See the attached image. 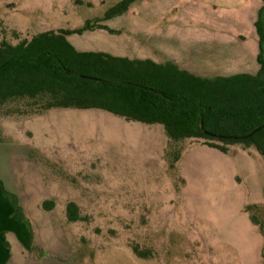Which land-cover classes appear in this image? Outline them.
Segmentation results:
<instances>
[{
    "label": "rangeland",
    "instance_id": "1",
    "mask_svg": "<svg viewBox=\"0 0 264 264\" xmlns=\"http://www.w3.org/2000/svg\"><path fill=\"white\" fill-rule=\"evenodd\" d=\"M119 1L0 0V44L95 23ZM245 1L251 9L262 2L139 0L101 23L109 31L69 40L84 49L116 43L131 57L214 78L207 59L223 61L232 49L204 47L213 35L241 31L232 21H243ZM2 130L9 196L0 190V264H264V159L254 148L223 154L207 146L220 142L174 143L163 126L95 109L7 120ZM71 202L83 221H68Z\"/></svg>",
    "mask_w": 264,
    "mask_h": 264
},
{
    "label": "trees",
    "instance_id": "2",
    "mask_svg": "<svg viewBox=\"0 0 264 264\" xmlns=\"http://www.w3.org/2000/svg\"><path fill=\"white\" fill-rule=\"evenodd\" d=\"M139 0H121L102 20L81 28L49 30L18 44H0V133L7 120H25L54 110H100L126 121L163 126L174 143L204 139L223 154L229 146L254 148L264 159V58L256 75L201 77L174 61L115 57L104 52L79 51L72 35L109 31L102 22L121 17ZM79 4L82 1H78ZM88 6H91L88 4ZM264 41L261 14L256 22ZM88 78H93L88 79ZM259 131L244 139L253 131ZM208 132V135L205 134ZM179 160V155L175 157ZM0 190L8 192L0 180ZM22 220L27 222L15 201ZM51 211L54 202L45 201ZM70 223L83 221L78 206L67 205ZM258 226L256 217H251ZM140 258L146 254L138 248Z\"/></svg>",
    "mask_w": 264,
    "mask_h": 264
},
{
    "label": "crops",
    "instance_id": "3",
    "mask_svg": "<svg viewBox=\"0 0 264 264\" xmlns=\"http://www.w3.org/2000/svg\"><path fill=\"white\" fill-rule=\"evenodd\" d=\"M244 11L251 10L252 12L246 16L243 14V21H232L236 22L241 31L236 34H225L221 33L218 36V39L213 35L212 39L208 41V47L204 50L211 51L212 54L214 49L219 45L221 47H230L232 50L230 55L227 54L226 58L223 61H217L212 59L211 56L207 59V73H219L217 76H232L236 74H249V75H256L260 71V64L258 62V57L262 49V54L264 58V41L262 44L260 43V37L257 32L256 22L261 14V21L264 28V0L259 1L256 6L251 9L247 2L245 1ZM242 16V15H240ZM228 22V21H224ZM103 25V24H102ZM64 29H77V28H64ZM102 30H95L92 32H86V34H94ZM83 35H72L69 37L72 38L73 36H81ZM221 42V44H220ZM224 43V44H223ZM79 51H94V52H104L108 53L115 57H126L130 59H150V58H134L129 56L128 54H123V50L118 47L116 43L111 44L109 50L106 49H84L81 48V39L78 40V44L75 45ZM152 60V59H151ZM154 61V60H153ZM156 62V61H155ZM177 63V62H176ZM215 66V67H214ZM194 74V73H193ZM197 75V74H196ZM200 76V75H198ZM203 77V76H201ZM263 159V158H262Z\"/></svg>",
    "mask_w": 264,
    "mask_h": 264
},
{
    "label": "water",
    "instance_id": "4",
    "mask_svg": "<svg viewBox=\"0 0 264 264\" xmlns=\"http://www.w3.org/2000/svg\"><path fill=\"white\" fill-rule=\"evenodd\" d=\"M88 79H92V80H94L93 78H88ZM259 131V129H257V130H255V131H253L251 134H249L247 137H244V139H246V138H249V137H251V136H253L254 134H256L257 132ZM205 134H207L208 135V132H205Z\"/></svg>",
    "mask_w": 264,
    "mask_h": 264
}]
</instances>
